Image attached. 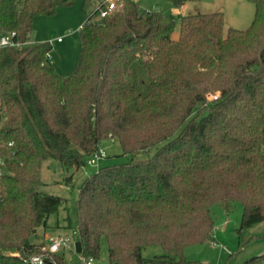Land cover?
<instances>
[{
    "label": "trees",
    "instance_id": "1",
    "mask_svg": "<svg viewBox=\"0 0 264 264\" xmlns=\"http://www.w3.org/2000/svg\"><path fill=\"white\" fill-rule=\"evenodd\" d=\"M74 1L0 0L2 27L31 40L37 15ZM103 1L80 28L81 58L68 77L50 63V41L0 50V264H66L39 241L63 205L42 190V167L56 160L78 171L106 139L131 158L81 188L84 256L98 258L105 240L109 264H195L184 251L212 238L213 204L243 206L240 235L264 222V0H248L249 28L227 33L221 12L174 17L134 0L101 20ZM136 63L147 71L145 94ZM153 148L156 157H140ZM149 246L166 254L148 260ZM251 262L264 264V253Z\"/></svg>",
    "mask_w": 264,
    "mask_h": 264
},
{
    "label": "rangeland",
    "instance_id": "2",
    "mask_svg": "<svg viewBox=\"0 0 264 264\" xmlns=\"http://www.w3.org/2000/svg\"><path fill=\"white\" fill-rule=\"evenodd\" d=\"M99 1L88 0L84 5L85 0H75L71 5L58 7L54 14H42L34 18L31 41L33 43L52 42V49L49 52L50 63L63 77L72 75L79 65L82 51L80 28L85 23L87 15L98 6ZM134 1L143 10H158L174 17L221 12L225 18V33L229 29L246 30L249 28L256 10L255 5L248 0H186L182 6H177L175 0ZM97 17L99 18V15ZM178 34L179 23L173 36L177 37ZM57 38H62V42H53ZM133 69L139 75L137 91L141 94L147 93L149 80L146 69L139 63L134 64ZM100 148L104 151L105 157L99 161L97 166L86 163L76 171L64 167L59 161L48 160L42 167V190L61 197L63 205L57 213L50 216L49 229L40 228L38 230L39 241L44 242L56 234L69 235L72 240L70 248L59 252L66 264H83V247L77 228V200L85 180L99 168L127 164L131 158L123 153L116 139L104 140ZM157 153V148H153L148 155L141 154L140 157L154 158ZM211 211L215 222L212 238L186 248L185 259L195 264H257L251 261L264 253V222L254 225L240 235L237 231L243 219V206L240 203L234 204L233 208L228 211L224 205L217 202L213 204ZM67 220L71 221V228H62ZM165 254L161 246H149L143 250V257L148 260ZM94 264H109L108 246L105 240L102 241L99 257L94 258ZM148 264L161 263L150 262Z\"/></svg>",
    "mask_w": 264,
    "mask_h": 264
},
{
    "label": "built area",
    "instance_id": "3",
    "mask_svg": "<svg viewBox=\"0 0 264 264\" xmlns=\"http://www.w3.org/2000/svg\"><path fill=\"white\" fill-rule=\"evenodd\" d=\"M120 0H104L99 8V19H104L111 17L117 8V4ZM59 42L62 41V38L57 39ZM33 42L31 40L22 41L18 38V34L16 31H5L2 27V23L0 20V50L4 48H14V49H22L27 45H31ZM52 44V42L50 41ZM48 58H50L49 53L47 54ZM2 90V80H1V71H0V93ZM218 94L212 95V99H217ZM105 157L104 151L99 147L91 156L87 159V164L91 166H97L99 161ZM51 241L50 244L47 243V250L52 253H58L62 249L70 248L72 244L71 237L67 234L59 235L56 234L53 237L48 238ZM47 240V241H48ZM46 260L43 256H35L32 258V262L34 264H47ZM83 264H94L93 257H83Z\"/></svg>",
    "mask_w": 264,
    "mask_h": 264
},
{
    "label": "water",
    "instance_id": "4",
    "mask_svg": "<svg viewBox=\"0 0 264 264\" xmlns=\"http://www.w3.org/2000/svg\"><path fill=\"white\" fill-rule=\"evenodd\" d=\"M47 243L50 244L51 241L48 240ZM46 263H47V264H55L53 261H51V260H49V259L46 260Z\"/></svg>",
    "mask_w": 264,
    "mask_h": 264
},
{
    "label": "crops",
    "instance_id": "5",
    "mask_svg": "<svg viewBox=\"0 0 264 264\" xmlns=\"http://www.w3.org/2000/svg\"><path fill=\"white\" fill-rule=\"evenodd\" d=\"M57 39H58V38H57ZM57 39L53 40V42L56 41V42L60 43ZM61 42H62V41H61ZM47 240H48V239H47Z\"/></svg>",
    "mask_w": 264,
    "mask_h": 264
}]
</instances>
